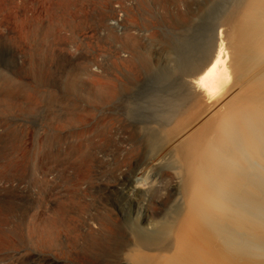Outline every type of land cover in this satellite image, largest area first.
Here are the masks:
<instances>
[{"label": "bare ground", "instance_id": "1", "mask_svg": "<svg viewBox=\"0 0 264 264\" xmlns=\"http://www.w3.org/2000/svg\"><path fill=\"white\" fill-rule=\"evenodd\" d=\"M228 2L0 0V38L29 46L0 69V113L45 106L50 143L84 126L76 100L44 95L57 61L107 119L79 159L0 168V264L20 249L29 264H264V0ZM107 146L113 180L90 173ZM30 170L41 190L22 210Z\"/></svg>", "mask_w": 264, "mask_h": 264}, {"label": "rangeland", "instance_id": "2", "mask_svg": "<svg viewBox=\"0 0 264 264\" xmlns=\"http://www.w3.org/2000/svg\"><path fill=\"white\" fill-rule=\"evenodd\" d=\"M191 2H192V6H193L192 11L194 12L193 16H197L201 13H204V9L206 7H208L211 4H215L216 0H191ZM230 4H231V0H230V2L227 3V5L223 6L225 11H227L229 9ZM20 12L21 11H18L17 17L21 16L20 14L22 12L21 13ZM154 12L156 13V11H154ZM14 15H16V12ZM14 17H16V16H14ZM14 17H12V20ZM45 19H48V17H46ZM10 23H13V22L10 21ZM224 26H225V28L228 27V25H225V24H224ZM11 27H12V24L10 25L9 28H11ZM5 32H7V30ZM9 36L11 37V34H9V31H8L6 37L0 38V69L2 68V66H4V68L6 70L5 74L7 73V75H10L13 71H15L13 69L14 65H19L20 62L22 61L21 59H23V56H22L21 52L23 50L25 51V50L29 49V46L26 44L22 45V46L16 45L15 42H13L12 40H9L10 39ZM36 49H38V47L35 45L34 51ZM230 51H231V49H230ZM42 56H43L42 52L40 51V58L42 59L43 66H45V63L43 61L44 56L43 57ZM100 60H103V57H100ZM20 66H21V64H20ZM4 68H2L3 70H1V73H3L5 71ZM232 74L233 73H231V75ZM48 76H49V84L47 86L43 87L44 95L50 96V94H55V95L57 94L58 96L69 98L66 100L67 102H71L73 100H76V102L78 104V110L77 111L81 114L83 113V119L85 118L84 126H80V125H77L76 123H73V124L66 127V130L64 131V133H60V134L66 133L65 134L66 138H64L61 141H55V142L53 141L52 143H50V142H46L48 137H50V135L53 136V134H56L59 131L57 129L52 128V130H51L50 128H47V123H46L47 122L46 121L47 114L46 113H48V112L47 111L45 112V110H47L45 106H41L43 104L42 100L38 101L39 104H41L40 105L41 107L36 108L35 110H33V112H32V110H29V109H27V110L23 109V112H22V109L19 108L21 111H19V113H18L19 109L16 108V109L10 110V111L14 112V113H12L13 117L9 114L10 111L9 112L8 111L3 112L4 114L1 112L0 114L4 115L2 117L6 116V118L1 119L2 117L0 115V127L2 124V127H1L2 129L0 128L2 130V131L0 130V141L2 140V142H0V168H3L6 165L13 163V162L18 163L17 165H21L22 162L24 160H27V159H79V156L82 153V151L84 149H86V147L90 143L100 144L101 142L102 143L104 142L103 141L104 137L102 135H100V130L102 128V125H104L106 123L107 119H104L103 115L99 112L102 108H104V106H102L100 104H95V106L99 107V108L93 109L92 106H90V104L86 101V98L85 99H83V98L77 99L75 94L72 95L71 92L68 91L66 89V86H65V82L68 78H70V76L67 72H64L63 70L58 68L57 61H52V67L50 68V72L48 73ZM233 76L234 75H232V81L234 80ZM27 78L29 79V80L27 79V81H29L31 83H33V81H34V83H36V81L34 80L32 72L28 73ZM230 79H231V76H230ZM230 81H228V83ZM233 83L234 82H232L231 85H233ZM229 84H227V85L229 86ZM106 109H107V107L105 108V110ZM7 114H9L10 117L7 116ZM15 114L16 115L18 114L19 116L17 115L15 118ZM8 119H9V121L11 120L14 122H10L12 124H10V123L8 124V122H7ZM3 121H4V123H2ZM15 121L21 122V124H23V122H26V124H24L25 126L24 125L21 126V124H20V127H21L20 128L19 126H17L19 123L14 124ZM43 121H45V122H43ZM28 122L30 124H32V126L33 125L34 126L32 127L30 124H27ZM13 124L15 126H17L18 129L17 128L14 129L15 127L12 128L11 126ZM4 125H6V127ZM41 126H42V128H41ZM3 127H5V128H3ZM7 128L8 129L12 128L14 131V132L12 131V133H14V134H12L11 131H9ZM19 128H20V130H19ZM40 128L42 129V131ZM43 128L45 129V131H44L45 134L43 133ZM12 129H10V130H12ZM46 129H48V130H46ZM16 130L17 131L19 130L20 134L18 133V135H20V136L15 135V133L17 134ZM5 131H6V134H5ZM7 131H9L10 133H8ZM21 131H23V134H21L22 133ZM7 135H8V137L4 138V136H7ZM10 135L13 138L17 137V138H15V139H17L16 140L17 142L14 141L13 139H10L11 138ZM21 135H23L24 137L21 138ZM40 135L41 136L43 135L44 137L43 136L41 137ZM47 135H48V137L45 138V136H47ZM19 137H20V140L18 139ZM10 140L13 142H11ZM105 148H107V149H105ZM105 148L103 149L104 151L102 150V152H99V153H101V156L103 158L100 156L99 153H98L99 155H97L98 158L104 160V164L101 165L100 167L91 168L90 173L93 175H96L98 177H102L105 180H113L114 175L110 172L111 167L113 165V163H111V162L113 161L112 159H115L119 155H117V153H115L116 151L114 150L113 147L110 146V148H109V146H107ZM112 150H114V151H112ZM103 153H106V154L104 155ZM112 154H114L115 156ZM119 158H120V156H119ZM119 158H116V159H119ZM106 160L107 161L112 160V161L107 162ZM110 163H111V165H110ZM88 169H89V167L82 166V168L80 169V173L85 174L89 171ZM34 176H33V172L30 170L27 173V175L25 176V178L23 180H20V182L22 184H20L18 180L16 181V179L13 178L16 181V182H14V186L17 189H18L19 185H21L20 187L22 189L23 188L25 189V191L23 189V193H21V196H22V194H23V196L20 198V200L22 202L20 203L19 206H21L22 210L23 209L28 210L30 208L29 203L30 202L32 203L34 201V199H36V198H32V199H30V198L33 196L37 197L38 196L37 194L39 193L38 190H41L39 185L36 186L34 184L36 182L33 183V181H34L33 179H35V181H36V177L34 178ZM26 180H28V181H26ZM4 183H5V181H3V182L0 181V187L4 186L3 187V189H4L3 193L4 192L6 193L7 189L9 188V185L7 184V182L5 183L6 185ZM27 183H28V185H27ZM34 187H35V189H34ZM26 189H28L29 192ZM19 190H20V188H19ZM31 192H33V193H31ZM54 192L55 191H53V190L51 191V189H49L48 198L50 197V199L52 200V203L50 200L51 204H53V201L56 202L55 200H57V198L59 197L58 195H56V193L54 194ZM49 194H51V195H49ZM26 196H28L29 198H27ZM26 198L28 200L29 199L30 200L28 201ZM23 200H25V201H23ZM50 203H49V205H51ZM28 212H29V214L33 215L35 213V210L30 209ZM3 253H2V256H4V258H5L6 255H4ZM6 253L8 254V252H5V254ZM30 253L32 254L33 251L20 249V251H17V252H10L7 255L9 258L6 257L7 260H5V264H29L27 261H25V258L27 257V255H30Z\"/></svg>", "mask_w": 264, "mask_h": 264}]
</instances>
